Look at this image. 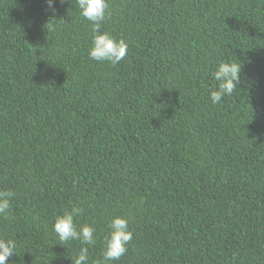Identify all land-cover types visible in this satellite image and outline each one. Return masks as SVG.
Returning <instances> with one entry per match:
<instances>
[{
  "label": "trees",
  "instance_id": "16d2710c",
  "mask_svg": "<svg viewBox=\"0 0 264 264\" xmlns=\"http://www.w3.org/2000/svg\"><path fill=\"white\" fill-rule=\"evenodd\" d=\"M89 57L76 0H0V237L8 264H72L55 219L73 207L102 259L116 217L133 239L113 264H264V0H108ZM241 67L212 104L220 63ZM86 246V245H85Z\"/></svg>",
  "mask_w": 264,
  "mask_h": 264
},
{
  "label": "clouds",
  "instance_id": "9594fccd",
  "mask_svg": "<svg viewBox=\"0 0 264 264\" xmlns=\"http://www.w3.org/2000/svg\"><path fill=\"white\" fill-rule=\"evenodd\" d=\"M64 0H61L63 3ZM48 8L55 13V0H47ZM82 18L91 24L92 45L89 49L90 59L97 62H108L112 66L119 64L127 55L128 44L124 39H115L108 32H101L103 22L109 17L108 0H76ZM241 67L235 62H223L212 74L218 82L216 90L210 93L212 104H220L224 97L231 96L240 83ZM15 193L11 190L0 191V216L7 217L10 200ZM80 207H73L63 215L56 217L53 231L58 239L66 244L79 241L81 247L78 254L71 259L72 264H88L89 248L96 243V229L90 225L79 228L75 217L82 213ZM110 233L104 238L102 259L93 264H113L119 261L128 251V245L133 239L129 229V219L116 217L109 224ZM86 245V246H85ZM16 242L13 239L0 237V264H8L9 259L16 254Z\"/></svg>",
  "mask_w": 264,
  "mask_h": 264
}]
</instances>
